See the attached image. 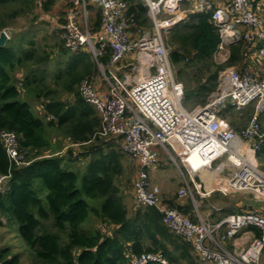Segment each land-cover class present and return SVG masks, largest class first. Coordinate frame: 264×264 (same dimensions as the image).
I'll return each instance as SVG.
<instances>
[{"label": "built area", "instance_id": "2783aa9c", "mask_svg": "<svg viewBox=\"0 0 264 264\" xmlns=\"http://www.w3.org/2000/svg\"><path fill=\"white\" fill-rule=\"evenodd\" d=\"M64 1L63 24L57 28L62 46L70 54L87 53L98 71L79 82V97L100 120L97 135L109 138L122 156L135 162V206L154 208L164 226L191 246L197 264H260L264 208L227 214L215 222H208L196 209L192 218L162 198L149 171L165 159L177 168L182 180L178 205H184L186 199L195 204L194 195L209 197L215 191L223 196L252 194L264 204V173L256 160V152L264 145V0H228L224 4L143 0L152 32L147 30L134 43L125 0ZM180 4L189 8L177 12ZM94 12L98 13L97 31L91 28ZM161 12H172L174 18L160 23L157 16ZM194 13L210 15L219 35L218 54L223 56L222 52L239 43L242 53L237 70L226 67L218 72L217 92L206 104L187 111L182 103L183 85L174 79L162 29L180 22L182 15ZM132 57L137 65L128 69L126 61ZM227 59L228 52L223 61ZM127 69L140 73L133 79L129 74L118 75ZM150 69L152 72L141 71ZM246 108L250 114L240 132L223 126L227 109L241 113ZM0 142L11 164H25L14 132L1 131ZM212 170L217 172L210 176ZM211 183V190L203 193L202 188ZM241 233L250 235L238 247L234 243ZM152 262L170 264L158 252L128 256L129 264Z\"/></svg>", "mask_w": 264, "mask_h": 264}, {"label": "trees", "instance_id": "16d2710c", "mask_svg": "<svg viewBox=\"0 0 264 264\" xmlns=\"http://www.w3.org/2000/svg\"><path fill=\"white\" fill-rule=\"evenodd\" d=\"M125 1L130 29L139 33L150 30L152 22L144 1ZM40 3L39 10L48 11L53 0ZM34 7V0H0V31L31 14ZM162 37L175 79L189 78L183 93L184 105L212 92L217 86L218 72L240 61L241 43L228 48V59L223 65L215 62L220 40L207 13L186 14L174 26L163 28ZM28 46L22 49L8 40L0 47V132L10 131L18 136V152L25 162L20 166L11 164L0 142V218H13L20 237L34 253L32 264H129V255L144 252L161 253L170 264H196L191 246L164 226L154 208L138 207L128 216L115 184L122 170V155L109 143L112 141L97 135L100 120L78 94L79 82L98 72L89 55L70 54L60 48L66 58L52 71L51 85L50 79H46L47 68H52L51 54ZM17 71H21L20 79L16 77ZM202 80L204 84L200 83ZM192 82L196 87L191 88ZM63 96H71V100ZM32 103L42 107V114L34 110ZM48 116L52 119L45 120ZM50 129L70 140L72 146L85 147L87 155L93 154L80 189L77 175L62 167L60 149L48 157L43 155L52 148L44 136ZM100 139L104 142L90 145ZM262 154L264 145L256 152V158L260 160ZM37 181L41 187H36ZM43 190L47 194L41 198L38 194ZM83 196L97 206H90ZM178 204L169 205L194 218L190 204ZM221 213L224 216L230 211ZM90 214L110 225L109 233L89 234L80 230ZM0 264L21 263L18 255L12 256L11 249L3 246Z\"/></svg>", "mask_w": 264, "mask_h": 264}, {"label": "rangeland", "instance_id": "374dc122", "mask_svg": "<svg viewBox=\"0 0 264 264\" xmlns=\"http://www.w3.org/2000/svg\"><path fill=\"white\" fill-rule=\"evenodd\" d=\"M43 2H48V0H34L35 7L33 8L32 13H29L25 16H22L21 18L14 20L8 25V27L3 29V31L8 34V40H12L13 42L18 43V45H20L22 49L28 48V44H30L32 47L35 48V50H37V52H42L43 50H45L46 52L51 54L52 63L50 65H52V68L51 70L49 68H47L46 70V79L48 82L49 79L51 81V73H53L52 71L56 70L57 66L65 61L66 56H64V54L60 51V48H62L63 46L59 36L51 32L49 22L43 18V15H41L42 13L37 7V3L42 4ZM58 4H51L49 10H43V13L49 14L50 16L58 17L59 15H61V11L59 10H61L62 8L61 4H63V0H58ZM188 8V4H180L177 9V12H183ZM171 13L172 12L159 13L157 16L159 22L164 23V21L174 18ZM185 15L186 14L182 16L184 17ZM147 30H144L139 33L136 32V30L130 29L131 41L134 43L138 39H141V37ZM149 32L151 33L152 30H149ZM227 52L228 49L222 52L224 53L223 56L220 54H216L214 58L215 62L219 65H223L225 63L223 59L226 58ZM126 62H128V65H137L135 57L129 58ZM238 63L239 62H236L226 67H233L237 70ZM147 70L145 72L144 70L141 71L143 73L152 72V69H150V71ZM126 71L127 72L120 71L118 75L121 76L123 73L129 74L130 78L133 79L136 78L140 73L139 71L130 72L128 71V69ZM16 77L18 79L21 78V71L16 72ZM175 81L183 85L184 93V88H186L189 84V78H187V76H183L181 77V79L176 78ZM200 83L204 84V80H202ZM51 85H53L52 81ZM190 86L191 88H194L196 87V83L192 82ZM216 92L217 86L212 92H209L208 94L204 93L200 98L191 99L185 105L183 104L184 109L187 111H192L198 108L199 106L205 105L209 98ZM65 97L68 98L67 96H63L64 99ZM202 100H204V103L201 102ZM32 105L34 110L38 114H42V107L40 105H36V103H32ZM249 114V108H246L241 113L236 111L235 109H227L223 113V126L230 128L234 132L238 133L246 126ZM49 119H52V117L48 116L47 118H45V120ZM262 126L264 127V123L262 124ZM59 134L60 133L54 129H50L46 132L44 136L50 141V143L52 144V148L45 151L43 155L48 157L49 153L53 152L54 150L60 149L58 156L64 158L62 167L65 170L73 171L77 175V188L80 189L82 184L81 178L84 174H86L87 166L93 154L91 153L90 155H87L85 147L79 148L78 146H72L70 144V140L63 139ZM108 139L109 138H105L104 140L108 141ZM101 141L104 142L101 139L98 141L95 140L90 145L97 146L98 144L102 143ZM109 143L113 146L114 149L119 152L118 148L115 146V143ZM103 146L104 148H106L105 145ZM256 160L259 164L260 169L264 173V154H262L260 160L258 158H256ZM120 161L122 170L121 173L116 177L115 184L119 189V195L122 198V202L125 206L128 216H130L134 212V210L138 208L133 203L132 188V183L135 177V162L124 155L121 157ZM149 172L152 181L159 185L162 198L169 204L176 203L177 191L180 188L182 182L180 178V173L177 168L170 161H167L165 159L161 162V164H159V166L155 167ZM36 187H41L39 181L36 182ZM207 190L208 189H206V187L202 188L203 193H205ZM45 194L47 193L45 190H43L42 193H39L38 195L41 198H44ZM194 198L196 201L195 204H193L188 199H186L185 202L186 204H190L192 207L191 215L195 216L197 209L200 216H202L203 218H207L208 222H215L218 218L223 217L221 210H229L230 214H242L246 211H253L264 208L263 203L257 201V199L252 194L248 193H237L233 196L224 197L219 192L215 191L211 193L209 197L201 198L199 197V195H194ZM83 199L86 200L90 206H97L95 202L92 203L84 196ZM79 229L89 234H93L95 231H100L101 233H109V230H111V226L102 223L101 220L95 218L94 215L90 214L88 219L80 225ZM3 246H8L11 249L12 256L18 255L21 264H32V258L34 253L26 246V244L20 237L17 225L12 217L0 218V248ZM260 264H264V251L261 254Z\"/></svg>", "mask_w": 264, "mask_h": 264}, {"label": "crops", "instance_id": "0c3cea01", "mask_svg": "<svg viewBox=\"0 0 264 264\" xmlns=\"http://www.w3.org/2000/svg\"><path fill=\"white\" fill-rule=\"evenodd\" d=\"M43 1H45V0H43ZM213 1L216 4H224L225 2H227V0H213ZM64 2L65 1L63 0V4H61L62 8H61V10H59V11H61V15H59L58 17L50 16L49 14H46V13L44 14L43 10H40V12L42 13L41 15H43V18L49 22L50 27H51V29H50L51 32L57 34L60 38V41H61L60 32H59L60 30H57V28H61V26L63 24ZM54 4H58V0H53V5ZM97 16H98V13H95L94 15H92V18H91V28L93 29V31L99 30V20H98ZM61 43H62V41H61ZM67 99H71V96H69ZM224 197H229V196H224ZM181 202L178 199H176V203H181ZM250 231L253 233L254 229H250ZM249 235H250L249 233H246V234L241 233L240 235H238L234 244L238 247L243 246V244H245ZM229 245H231V242ZM192 255H194L193 251H192ZM196 264H197V262H196Z\"/></svg>", "mask_w": 264, "mask_h": 264}, {"label": "water", "instance_id": "95a60500", "mask_svg": "<svg viewBox=\"0 0 264 264\" xmlns=\"http://www.w3.org/2000/svg\"><path fill=\"white\" fill-rule=\"evenodd\" d=\"M7 40H8V37H7L6 33L3 30L0 31V47H3L5 45V43L7 42ZM127 67H128V69H130L132 66L128 65Z\"/></svg>", "mask_w": 264, "mask_h": 264}, {"label": "bare ground", "instance_id": "6f19581e", "mask_svg": "<svg viewBox=\"0 0 264 264\" xmlns=\"http://www.w3.org/2000/svg\"><path fill=\"white\" fill-rule=\"evenodd\" d=\"M144 72H145V70H144ZM220 168V167H219ZM216 170H212V172H210V176H213L214 174H216ZM211 188H212V183H211V185L210 186H207V189L208 190H211Z\"/></svg>", "mask_w": 264, "mask_h": 264}]
</instances>
